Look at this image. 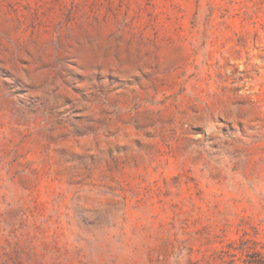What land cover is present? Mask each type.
I'll return each mask as SVG.
<instances>
[{
    "label": "rangeland",
    "instance_id": "374dc122",
    "mask_svg": "<svg viewBox=\"0 0 264 264\" xmlns=\"http://www.w3.org/2000/svg\"><path fill=\"white\" fill-rule=\"evenodd\" d=\"M0 264H264V0H0Z\"/></svg>",
    "mask_w": 264,
    "mask_h": 264
}]
</instances>
